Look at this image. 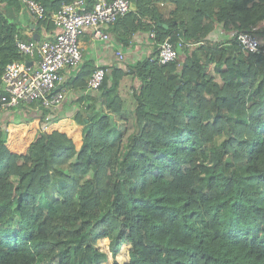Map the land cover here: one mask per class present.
I'll list each match as a JSON object with an SVG mask.
<instances>
[{
	"label": "trees",
	"instance_id": "trees-1",
	"mask_svg": "<svg viewBox=\"0 0 264 264\" xmlns=\"http://www.w3.org/2000/svg\"><path fill=\"white\" fill-rule=\"evenodd\" d=\"M35 1L44 7L37 28L52 33V12L72 0ZM129 1L134 10L113 24L124 29L120 40L149 31L155 50L95 90L87 64L60 85L79 94V148L54 130L13 153L0 125V264H105L103 239L110 264H264V54L236 39L263 37L264 0H171L166 21L155 0ZM3 4L18 11L22 2L0 0V76L27 58ZM216 26L232 36L208 40ZM178 37L201 44L159 63L157 44ZM125 75L137 82L128 135L111 122L126 108Z\"/></svg>",
	"mask_w": 264,
	"mask_h": 264
},
{
	"label": "built area",
	"instance_id": "built-area-1",
	"mask_svg": "<svg viewBox=\"0 0 264 264\" xmlns=\"http://www.w3.org/2000/svg\"><path fill=\"white\" fill-rule=\"evenodd\" d=\"M27 10L35 17L44 15V7L35 0H22ZM131 9L129 0H93L91 6L86 0H72L62 4L51 20L55 30L41 42L34 39H16L20 54L34 58L27 62H11L4 66L0 76V111L16 105H32L55 109L61 106L65 93L59 89L63 83V71L77 69L82 60L80 37L86 28L91 29L94 41H109L105 27L125 16ZM153 37V33H150ZM236 39L247 52L260 51L264 54V45L255 34L239 32ZM201 42H185L178 37L176 43L169 38L157 44L159 63L173 62L182 46L191 51ZM122 61L124 55L116 51ZM36 55L38 58H36ZM106 71L97 66L87 80V89L95 90L103 82Z\"/></svg>",
	"mask_w": 264,
	"mask_h": 264
},
{
	"label": "crops",
	"instance_id": "crops-1",
	"mask_svg": "<svg viewBox=\"0 0 264 264\" xmlns=\"http://www.w3.org/2000/svg\"><path fill=\"white\" fill-rule=\"evenodd\" d=\"M159 1H161L160 2L161 4L159 3ZM21 2H22V0H21ZM61 5H59V6H61ZM154 5L156 6V9L159 12V14L161 15L162 19L164 21L168 20L170 12L174 9V4L171 2V0H157L154 3ZM59 6L52 12V14L56 10L59 9ZM2 7L6 9L5 10L6 12H8L9 20L12 21L16 25V30H15L16 32L15 33H17V35L20 38H22L23 40L34 39L36 41L41 42V41H43V40H45L47 38H50L49 35L51 34V32H47L43 27L37 28V18L35 16H33L27 10V8L23 4V2H22V5H21V7H20V9L18 11H15L14 9H12L10 7L5 6L4 4L2 5ZM132 10H134V7L131 5L130 11H132ZM52 14H51V16H52ZM50 20H51V17H50ZM104 30L109 35V41L104 42V41H94L93 40L94 41L93 50H94L95 57H94V60H91L90 65L87 64V61L84 60V55H86V49H87V47L89 45L87 40H89V38H90L89 41L92 40V38H91V32L92 31H91L90 28H86L84 30V32L82 33V35L80 37V49H81V52H82V60H81L80 66L77 69H74L75 72H74V70H65V71H63V73H62V75H63V83L67 82L70 77L74 76V74L79 70V68L81 66L85 65V64L89 65V67L91 69L90 70L91 74H92L93 70L97 66H100V67H103L105 69L106 75H107L114 68H121L122 67L121 65H123L122 68H124V65H126L128 63H133L136 60L145 58L148 55H152L153 50H155L154 49L155 48L154 40L151 39L149 31H138L136 33H133L129 38H127L128 40L123 41V40H120V33L123 32L124 29L121 28L119 25H116V26L115 25H110L108 27H105ZM218 34L221 37V39L230 38L232 36V33L223 32L220 29L219 26H216L215 27V32L210 35L211 39H208V40L215 41L214 37H218ZM257 36L259 37V35H257ZM261 36H263V37H261V40L264 41V34H261ZM99 43H101L102 45L99 44ZM180 50H179V52H180ZM116 51H121L123 53L124 59L122 60V62H124V63H122V64L118 63L120 60L117 58V56L115 54ZM189 51L191 52V50H189ZM179 57L181 59H183L184 58V54L181 52ZM36 58H38L37 55H36ZM24 61L29 64L32 61H34V58H28L27 57ZM127 61H129V62H127ZM126 76H130V75H125L122 78L121 83H120L121 85H122V82H123V80H124V78ZM121 85H120V88H121ZM130 90L128 92H130ZM64 93H65V98H66V94H69V95L73 94V93L78 94L77 92H75L73 90H70L68 88H65V92ZM121 96L123 97L125 95L121 94ZM65 100L66 99H64V101ZM65 103H67V101ZM65 103H64V105L62 103L61 106L58 107V108H61L62 105H63V107L61 108L62 109L61 113L63 111H65V109L67 107L65 105ZM71 104L73 105L72 109L75 110L76 106H77L76 105V100L73 103H69L68 105L71 106ZM21 106H23V107H31V105H24V104H21ZM38 106H40V105L37 104L36 107L28 108L29 109L28 112L26 110H21L20 113L23 114V112H24V114L28 115V116L30 115V112H32V111H34L35 113H38L39 112V109L37 108ZM58 108L56 110H58ZM4 111H11V110H8L6 108V110L4 109V110L0 111V113L4 112ZM15 112H17V111H15ZM15 112L11 111L12 114H14ZM54 114H56V113L54 112L53 114H50V116L46 117V118H51V117H53ZM111 117L113 118V120H115L117 118L116 119L117 120V126L122 128V123L124 124V121L121 120L120 117H115L113 115H111ZM54 119L57 120L56 117ZM34 120H35L34 117H31V120L26 121L30 125V127H29L30 131H28V135H30V137L31 136L35 137L36 133L40 132V131H38L40 127H39V125H37L38 123L35 124ZM118 120H119V123H118ZM26 122H23V125ZM52 122H53V120H50L47 123L50 124ZM19 123H22V122L20 121ZM0 124H2V123L0 122ZM19 125H21V124H19ZM19 125H17V126H19ZM23 125H21V127H25ZM8 127H9V125L6 126L7 129H8ZM12 127H14V126H12ZM7 129H6V131H7ZM53 130H55V129L52 128L50 131H46V132L49 133V132H51ZM58 131H60V130H58ZM9 135L10 134L7 131V142L9 141L8 140V136ZM21 135H24V134H21ZM21 135L19 136L20 138H21ZM19 140H21V139H19ZM16 150H18V149H16Z\"/></svg>",
	"mask_w": 264,
	"mask_h": 264
},
{
	"label": "rangeland",
	"instance_id": "rangeland-1",
	"mask_svg": "<svg viewBox=\"0 0 264 264\" xmlns=\"http://www.w3.org/2000/svg\"><path fill=\"white\" fill-rule=\"evenodd\" d=\"M156 1L157 0H155V2ZM160 2L161 1H159V3ZM256 37L259 39V37L257 35H256ZM89 40H90V38H89ZM89 40H87L89 45L86 49V55H84V60L87 61V64L90 65V62H91V60H94L95 55H94V50H93L94 41L93 40L89 41ZM260 40H261V38H260ZM99 44H101V43H99ZM127 62H129V61H127ZM118 63L122 64L124 62L119 61ZM121 66L123 67V65H121ZM122 67L120 69L123 70ZM74 72H75V70H74ZM135 81H136V79L133 76H126L124 78L122 85H121V88L119 90L120 94L125 95V96H123V98L126 100L125 111L123 113V116L120 117V119L124 121V124L122 123V129H123L125 135H128L129 133H131L135 130L134 115H133L134 103H133V98H132L131 93L128 92L130 90V88L132 87V85L137 84V82H135ZM92 93L94 94V92H92ZM78 96L79 95L75 94V93L70 94V95L66 94V98H65L66 100L63 102V105L67 101V103H65V105L67 107H66L65 111H63L62 113H61V111H62L61 108L63 107V105L61 108H58V110H56L57 108L48 109V108H43V107L38 106L37 108L39 109V112L35 113L34 111H32V112H30L29 116L25 115L24 112H23V114L20 113V111L22 109L25 110L27 108H24L22 106L19 107V105L14 106V111H17L16 113L19 116L15 115V113L12 114L11 111H13V110L1 112L0 113V122L2 124H0V125H3V124H5L6 126L9 125L8 129L7 128L6 129H7L8 133L10 134L8 136L9 141L7 142V146L10 149V151L13 153H18V154H26L31 143H33L39 137V133L42 131H50L52 128H54L57 131L60 130V131L64 132L65 134H67L75 143L76 148H79L81 143H82V140H81L82 127L77 125L73 120L72 114H73V112H75V110L72 109L73 105L72 104H71V106L68 105L69 103H73L78 98ZM43 110H48V112H46L45 116H43V114H42ZM54 112L56 114H54L53 116H55L57 118V120L53 119V122L50 124L47 122H44L42 120L45 117H49L50 114H52ZM30 116L34 117L35 124L38 123L37 125H39V127H40L38 130L40 132L37 131L38 133H36L35 137H32V136L30 137V135H28V131H30V129H29L30 125L26 121L31 120ZM115 120H113V118H112L111 122H112V124L117 125V120L116 121ZM20 121L22 123H19ZM23 122H26V123H24V125H23ZM118 123H119V120H118ZM19 124H21L25 127H21V125H19ZM11 125L14 127H12ZM17 125H19V126H17ZM21 134H24V135H21ZM20 135H21V138L19 137ZM19 139H21V140H19ZM221 139H222L221 137L215 138L214 144L218 145L219 142L221 141ZM16 149H18V150H16ZM97 247L99 248V250L108 254V261L105 264H110L112 262V257L110 256V254L108 252V240L107 239L99 240L97 242ZM128 248L129 247L127 245H123L120 252L117 254L116 260H118L120 263H124L128 260Z\"/></svg>",
	"mask_w": 264,
	"mask_h": 264
},
{
	"label": "water",
	"instance_id": "water-1",
	"mask_svg": "<svg viewBox=\"0 0 264 264\" xmlns=\"http://www.w3.org/2000/svg\"><path fill=\"white\" fill-rule=\"evenodd\" d=\"M30 64V63H29ZM179 82V81H178Z\"/></svg>",
	"mask_w": 264,
	"mask_h": 264
}]
</instances>
